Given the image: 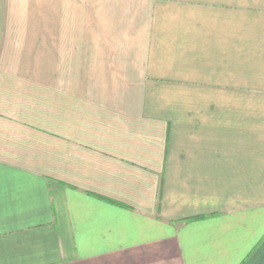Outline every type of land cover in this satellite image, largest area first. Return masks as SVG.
I'll list each match as a JSON object with an SVG mask.
<instances>
[{"label": "crops", "instance_id": "0c3cea01", "mask_svg": "<svg viewBox=\"0 0 264 264\" xmlns=\"http://www.w3.org/2000/svg\"><path fill=\"white\" fill-rule=\"evenodd\" d=\"M0 264H264V0H0Z\"/></svg>", "mask_w": 264, "mask_h": 264}]
</instances>
